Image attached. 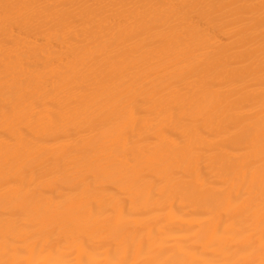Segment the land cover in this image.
Here are the masks:
<instances>
[{
  "label": "bare ground",
  "instance_id": "1",
  "mask_svg": "<svg viewBox=\"0 0 264 264\" xmlns=\"http://www.w3.org/2000/svg\"><path fill=\"white\" fill-rule=\"evenodd\" d=\"M0 264H264V0H0Z\"/></svg>",
  "mask_w": 264,
  "mask_h": 264
}]
</instances>
